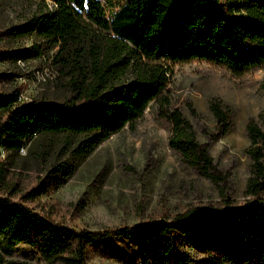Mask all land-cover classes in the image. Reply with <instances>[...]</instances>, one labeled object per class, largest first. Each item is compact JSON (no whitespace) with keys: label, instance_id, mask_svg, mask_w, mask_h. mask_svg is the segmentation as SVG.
Listing matches in <instances>:
<instances>
[{"label":"trees","instance_id":"1","mask_svg":"<svg viewBox=\"0 0 264 264\" xmlns=\"http://www.w3.org/2000/svg\"><path fill=\"white\" fill-rule=\"evenodd\" d=\"M49 1L51 9L0 38L34 35L44 40L55 49L51 61L59 75L69 78V92L59 101L22 107H14L18 91L0 93V113L5 116L0 150L18 153L37 136H66L60 156L37 164L55 188L102 142L141 117L151 102L170 108L161 96L168 86L169 63L205 61L236 76L264 65V0H129L111 22L98 0ZM130 71L132 78L124 80ZM212 111L220 137L226 132L224 115L217 107ZM164 117L170 126V149L213 180L212 158L197 143L189 122L177 110ZM245 132L251 164L247 199L241 204L186 213L172 222L91 233L56 225L0 196V251L23 244L47 264H84L92 243L137 238L143 264H195L170 239L177 233L191 250L210 257L205 264H264V113L247 123Z\"/></svg>","mask_w":264,"mask_h":264},{"label":"rangeland","instance_id":"2","mask_svg":"<svg viewBox=\"0 0 264 264\" xmlns=\"http://www.w3.org/2000/svg\"><path fill=\"white\" fill-rule=\"evenodd\" d=\"M98 1L108 22L129 2ZM52 6L49 0H0V34ZM1 38L0 93L18 91L23 106L59 101L68 94L69 78L61 77L51 61L55 49L34 35ZM8 54L18 57L14 60ZM132 75L130 71L124 80ZM167 78L161 96L170 108L151 102L141 117L102 142L59 188L37 164L60 156L66 136L40 135L24 151H0V196L24 204L56 225L91 233L172 222L186 213L243 203L251 164L245 153V127L264 113V65L236 76L205 61L169 63ZM212 107L224 115L226 132L220 137ZM172 110L189 122L197 143L212 158L213 180L170 149V126L164 115ZM4 120L0 113V124ZM170 239L195 264L210 258L191 250L177 233ZM0 255V264H47L23 244ZM84 264H143L139 240L92 243L85 250Z\"/></svg>","mask_w":264,"mask_h":264},{"label":"built area","instance_id":"3","mask_svg":"<svg viewBox=\"0 0 264 264\" xmlns=\"http://www.w3.org/2000/svg\"><path fill=\"white\" fill-rule=\"evenodd\" d=\"M22 104H24V103L22 102V96H21V97L19 98V100H17V103L15 104L14 107L20 106V105H22ZM14 107H13V109H14ZM0 151H4V149H2V150H0Z\"/></svg>","mask_w":264,"mask_h":264},{"label":"bare ground","instance_id":"4","mask_svg":"<svg viewBox=\"0 0 264 264\" xmlns=\"http://www.w3.org/2000/svg\"><path fill=\"white\" fill-rule=\"evenodd\" d=\"M19 98H20V96H19ZM19 100V99H18ZM22 106H23V104H22ZM21 105L20 106H17V107H22ZM20 151H24V149H22V150H20Z\"/></svg>","mask_w":264,"mask_h":264}]
</instances>
